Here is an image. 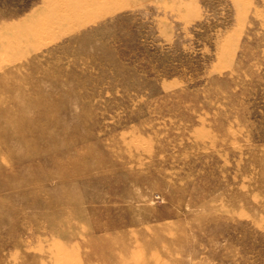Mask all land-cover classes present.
I'll list each match as a JSON object with an SVG mask.
<instances>
[{
    "label": "rangeland",
    "instance_id": "1",
    "mask_svg": "<svg viewBox=\"0 0 264 264\" xmlns=\"http://www.w3.org/2000/svg\"><path fill=\"white\" fill-rule=\"evenodd\" d=\"M0 264H264V0H0Z\"/></svg>",
    "mask_w": 264,
    "mask_h": 264
}]
</instances>
